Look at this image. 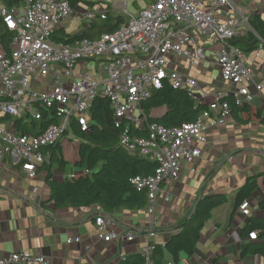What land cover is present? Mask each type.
<instances>
[{
    "label": "built area",
    "instance_id": "2783aa9c",
    "mask_svg": "<svg viewBox=\"0 0 264 264\" xmlns=\"http://www.w3.org/2000/svg\"><path fill=\"white\" fill-rule=\"evenodd\" d=\"M246 11L252 12L242 11L236 0H154L134 15L124 10L127 18L114 32L68 45L53 39L66 19L79 16L86 23H92L106 19L108 10L98 5L78 14L67 0H22L14 7L0 2V18L4 27L13 33L9 50L0 43V160H11L30 178H35L38 164L50 158L44 149L63 140L71 119L78 122L82 131L90 130V109L99 97L109 99L117 126L126 123L135 128L147 123L142 102L160 89L164 81L176 89H185L197 104L205 103L208 93L198 80L177 67L180 60L187 61L190 69L201 66L207 56L198 37L212 38L221 45L216 53V66L221 81L230 89L214 92L215 102L209 106L210 110L194 123L176 128L151 123L147 125L149 138L130 136L127 132L119 139V147L129 155L149 158L159 164L154 176L132 181L148 193L145 210L151 217L149 231H154L162 186L179 181L184 164H196L201 157V146L208 143L207 133L223 125L230 116V106L222 100L232 97L237 106L243 107L264 89L263 84L254 82V69L246 63V53L231 44L236 37L249 32L255 34L249 24L251 15ZM258 49H264L261 39ZM91 70H94L93 76ZM36 74L51 80L44 93L32 88ZM38 105L55 109L61 121L36 136L21 134L3 122L6 117L23 115L40 121L42 114ZM248 206V202L243 203L240 211L246 214ZM262 216L264 219V211ZM106 224L103 217L96 219L99 238L110 242L118 235H104ZM259 234V231L251 233L249 240L256 241ZM121 238L134 240L131 233ZM73 241L80 240L69 239L68 243ZM154 249L153 244L143 249L145 264H153ZM0 264L50 262L44 256L18 252L0 259Z\"/></svg>",
    "mask_w": 264,
    "mask_h": 264
},
{
    "label": "crops",
    "instance_id": "0c3cea01",
    "mask_svg": "<svg viewBox=\"0 0 264 264\" xmlns=\"http://www.w3.org/2000/svg\"><path fill=\"white\" fill-rule=\"evenodd\" d=\"M236 3L242 11H252L246 14H259L264 18V0H236ZM140 9L138 5L137 11ZM82 10L76 12L81 14ZM88 10L91 9H85ZM106 10L121 16L127 11V1L118 0L114 7L108 5ZM85 25L81 17H71L63 22L59 31L74 35ZM198 42L204 47L207 60L191 69L187 61L180 60L177 70L198 80L208 93L205 103L210 106L215 102L213 93L229 90L230 86L221 81L216 66V53L221 45L212 38L198 37ZM246 55V63L254 69V82L264 85V49ZM50 85V78L39 74L32 82L33 90L38 93L46 92ZM248 107L250 120L245 125L230 115L223 125L212 128L196 164H184L179 181L162 186L156 205L157 227L152 232L149 231L151 217L145 209L109 214L95 206L57 208L47 183L48 161L38 164L35 178H30L20 165L9 159L0 160V259L27 252L47 257L50 264H119L127 256L142 254L148 244H164L172 235V229L180 227L181 223L190 226L201 198L224 194L228 203L213 211L194 253L182 254L178 264H264V258L253 253L241 257L243 247L254 242L242 238V230L250 218H260L262 214L259 208L264 200L262 183L253 197L245 201L249 203L246 214L240 207L234 213L237 192L249 177L264 172V121L256 118L258 112L264 114V89L254 94ZM161 112V109L153 110L151 115L160 116L165 111ZM67 141L62 143L68 162L65 171L60 172L57 164L52 167L56 182L80 173L75 170L76 161L72 167L66 158ZM99 217L107 222L102 233H114L118 237L110 242L99 238L96 225ZM127 233L134 236L133 241L121 238ZM69 239L80 241L69 244Z\"/></svg>",
    "mask_w": 264,
    "mask_h": 264
},
{
    "label": "trees",
    "instance_id": "16d2710c",
    "mask_svg": "<svg viewBox=\"0 0 264 264\" xmlns=\"http://www.w3.org/2000/svg\"><path fill=\"white\" fill-rule=\"evenodd\" d=\"M73 11L81 8L93 9L101 2L92 0H67ZM8 7L20 5L22 0H0ZM135 7L138 4L135 3ZM124 22L121 16L109 12L107 18L97 19L92 23H86L84 28L74 35L67 34L64 30L55 32L53 39L68 45L82 39H97L104 33L114 32ZM249 24L253 31L246 36H239L231 41L233 46L250 54L258 50L260 39L264 41V18L254 14L249 18ZM13 33L8 31L0 18V43L4 49L9 50ZM222 101L230 106V115L241 124L250 120L248 115L249 104L239 107L232 97H226ZM165 107L164 114L160 116L148 115L147 123L142 128L127 126L123 123L117 126L114 111L109 99L99 97L92 103L90 109V130L82 131L75 119L69 121L64 134L65 139H76L79 143V159L75 166L80 171L76 178L66 177L62 182H56L52 172L53 165H58L60 172H64L68 162L64 158L63 140L55 146L44 149L50 158L47 165V183L52 189V201L57 208H89L100 207L105 213L116 211H141L148 205V193L138 189L132 181L135 178H148L156 174L159 164L157 161L131 156L119 147V139L122 134L138 138H149L147 125L156 123L166 128H176L183 124L196 122L204 112L209 111L206 103L197 104L185 89H176L169 81H164L162 87L154 90L149 99L141 104L145 112L158 110ZM42 114L40 121L31 119L28 115L20 118L6 117L3 119L8 126H13L19 133L39 135L50 125L57 124L61 118L55 109H46L37 106ZM249 116V117H247ZM256 118L264 121V114L258 112ZM20 167L19 165H17ZM264 187V172L249 177L242 188L237 192L234 201V213L254 193ZM228 197L224 194L212 195L201 198L196 206L190 226L181 223L180 227L173 228L172 235L164 244H155L151 256L153 264H178L182 254L191 256L201 238L205 224L212 219L214 210L226 205ZM264 211V200L259 204ZM250 218L242 230V238H249L253 232L260 234L256 241L246 245L242 249L241 257H247L253 253L264 258V219ZM182 226V227H181ZM119 264H145V258L140 253L125 257Z\"/></svg>",
    "mask_w": 264,
    "mask_h": 264
},
{
    "label": "rangeland",
    "instance_id": "374dc122",
    "mask_svg": "<svg viewBox=\"0 0 264 264\" xmlns=\"http://www.w3.org/2000/svg\"><path fill=\"white\" fill-rule=\"evenodd\" d=\"M96 2H101V6L103 7V8H105L106 9V7L109 5L110 7L112 6V7H114L115 6V4H117V2H118V0H95ZM127 1V12L129 13V14H132V15H134V14H136L138 11H137V8L135 7V5H134V2H137L138 3V5L141 7V9L142 8H145V7H147L151 2H152V0H126ZM83 10L81 11V12H84L85 11V9L84 8H82ZM241 9H242V7H241ZM121 16H122V18L123 19H126L127 18V16L125 15V14H123V13H121ZM75 30H72V32H74ZM90 74L91 75H94V70H91V72H90ZM158 109H161L162 110V112H164L165 111V107H160V108H158ZM153 112V110H151V111H148V112H146V115L148 116V115H151V113ZM161 112V113H162ZM68 141V148H67V150H66V153H65V155H66V158L69 160V162H70V165L72 166V167H74V162L75 161H77L78 159H79V146H78V140H76V139H67ZM70 168V167H69ZM71 169V168H70ZM75 170H76V172H79V170H78V168L77 167H75Z\"/></svg>",
    "mask_w": 264,
    "mask_h": 264
}]
</instances>
